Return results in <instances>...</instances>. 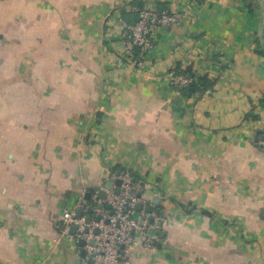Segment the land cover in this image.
<instances>
[{"label":"crops","instance_id":"crops-1","mask_svg":"<svg viewBox=\"0 0 264 264\" xmlns=\"http://www.w3.org/2000/svg\"><path fill=\"white\" fill-rule=\"evenodd\" d=\"M162 7L125 64L118 21ZM263 139L264 0H0V264H86L63 212L125 171L162 227L123 264H264Z\"/></svg>","mask_w":264,"mask_h":264},{"label":"built area","instance_id":"built-area-1","mask_svg":"<svg viewBox=\"0 0 264 264\" xmlns=\"http://www.w3.org/2000/svg\"><path fill=\"white\" fill-rule=\"evenodd\" d=\"M179 15L170 14L168 11H159L158 8H145L139 12L138 20L133 25H128L119 20V28L121 31V44L123 47L122 60L125 64L132 67H140L143 65L146 54L152 48V42L156 31L160 27L174 25L178 22ZM192 79L188 74L174 76L170 73V83L177 87L187 86ZM264 147V143H263ZM109 177L115 181L120 180L121 186L119 194H114L113 190L107 191L105 205H109V209H102L97 217H100L99 223L85 222L82 215L79 219L75 218L77 210L85 213L88 206L84 195L77 198L75 208L72 210H64L62 216V224L64 227L63 235L76 244L81 240L89 241L94 239L93 247L86 246L84 249L88 256L93 255L95 264H123L125 248L130 246L134 241V235L138 231H142L146 235L148 229H156L159 227L155 216L143 210L141 201L142 188L138 183L133 181L129 172H121L117 176L111 172ZM138 204L142 205V212L137 213L135 208ZM138 214V215H137ZM154 219L150 225V219ZM142 221V227L139 226ZM106 222V223H105ZM76 226L74 234L69 233L70 226ZM94 228H98L100 233L97 236L92 234ZM88 229V233L84 231ZM152 239H145L144 246L147 249L152 248Z\"/></svg>","mask_w":264,"mask_h":264},{"label":"water","instance_id":"water-1","mask_svg":"<svg viewBox=\"0 0 264 264\" xmlns=\"http://www.w3.org/2000/svg\"><path fill=\"white\" fill-rule=\"evenodd\" d=\"M263 143H264V139H263ZM116 175L118 176L119 173H116ZM120 186H121V181L120 180H116L114 182H107V183H105L104 189L100 190L98 192V195H97L98 200L100 201V204H98L97 206H95L94 204H91L89 210L87 211L88 217L85 218V222L87 224H90L92 222H94V223H99L100 222V217L94 216L95 211H101L103 208L104 209H109L110 208L109 205H103L101 202H104L105 201L106 195H107V191H110L111 189L113 190V193L114 194H116V195L119 194ZM86 200L87 201L90 200V195H87ZM85 205L87 206V203ZM136 210L137 211H141L142 210V205L141 204H138L136 206ZM152 210H153L152 207H149V208H147L146 211L149 214H151L152 213ZM82 215H83L82 210H77L76 211V214H75V218L76 219H79ZM153 222H154V219L153 218L150 219V221H149L150 225H152ZM139 226L142 227V221H139ZM159 227L160 228L162 227V223H159ZM75 231H76V226H74V225L70 226L69 233L70 234H74ZM147 232H148V235L150 237H154V235H155V229L150 228V229H148ZM84 233H88V229H86L84 231ZM99 233H100V231H99L98 228H94L93 231H92V234L94 236H97ZM163 236H164V233L163 232L159 233V237L161 239L163 238ZM94 244H95L94 239H90L87 242L84 241V240H81L78 243V245L82 248V251L80 252L79 257H80V259L86 261V264H95L94 263V260H93V255L88 256L87 252L84 249L86 246L93 247Z\"/></svg>","mask_w":264,"mask_h":264},{"label":"trees","instance_id":"trees-1","mask_svg":"<svg viewBox=\"0 0 264 264\" xmlns=\"http://www.w3.org/2000/svg\"><path fill=\"white\" fill-rule=\"evenodd\" d=\"M159 11H167L165 8H158ZM139 15V14H138ZM138 20V17L134 23L135 24ZM170 73H173L174 76L177 75H186L188 74L189 77L192 79V81L185 87L178 88V91L180 94L184 97H193L196 94H202L205 91L212 90L215 84V81L212 79H209L208 77L204 76L201 78H198L197 80L194 78V76L191 73V70H180L178 67H176L174 70H172ZM121 173V172H120ZM204 215L207 216V212L204 211Z\"/></svg>","mask_w":264,"mask_h":264}]
</instances>
